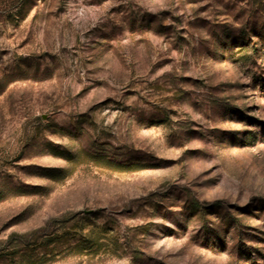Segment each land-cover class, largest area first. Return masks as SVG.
Segmentation results:
<instances>
[{
    "label": "rangeland",
    "instance_id": "374dc122",
    "mask_svg": "<svg viewBox=\"0 0 264 264\" xmlns=\"http://www.w3.org/2000/svg\"><path fill=\"white\" fill-rule=\"evenodd\" d=\"M0 264H264V0H0Z\"/></svg>",
    "mask_w": 264,
    "mask_h": 264
}]
</instances>
